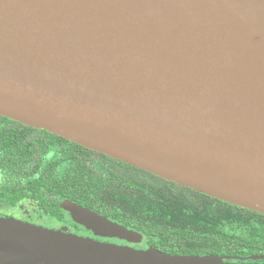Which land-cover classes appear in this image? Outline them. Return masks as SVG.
I'll return each mask as SVG.
<instances>
[{
  "label": "water",
  "instance_id": "95a60500",
  "mask_svg": "<svg viewBox=\"0 0 264 264\" xmlns=\"http://www.w3.org/2000/svg\"><path fill=\"white\" fill-rule=\"evenodd\" d=\"M0 116L264 216V0H0ZM198 262L0 217V264Z\"/></svg>",
  "mask_w": 264,
  "mask_h": 264
},
{
  "label": "flooded vegetation",
  "instance_id": "af4514ba",
  "mask_svg": "<svg viewBox=\"0 0 264 264\" xmlns=\"http://www.w3.org/2000/svg\"><path fill=\"white\" fill-rule=\"evenodd\" d=\"M6 119L10 120L5 117L0 118V125L5 128L8 125ZM28 137L26 135V138ZM36 147L39 148L37 143L31 145L24 143L23 148L30 153ZM56 148L45 149L41 155L35 156V159L43 164L55 162ZM86 156L91 157V155ZM77 162L80 165V160ZM95 165L97 172L99 169L107 172L124 171L123 166L111 165L108 161H97ZM68 166V161H60L55 165L56 173H62ZM7 184L6 176L0 171V217L2 218L23 221L137 251L154 249L170 256L196 258L199 260L196 264H264V229L250 230L248 235L243 233L245 236L241 239L236 238L232 244H222L220 228L215 230L194 224L195 219L189 216V211L194 209L192 210L186 198L140 199L110 196L109 193L92 197L88 195L92 192L87 188H75L73 190L75 195L72 197H37L30 193L27 196L17 195L11 190V196H1L4 188L8 187ZM97 217L123 227L133 235L123 237L104 230L95 223ZM150 227L152 231H148Z\"/></svg>",
  "mask_w": 264,
  "mask_h": 264
},
{
  "label": "trees",
  "instance_id": "16d2710c",
  "mask_svg": "<svg viewBox=\"0 0 264 264\" xmlns=\"http://www.w3.org/2000/svg\"><path fill=\"white\" fill-rule=\"evenodd\" d=\"M5 122L8 124L6 128L0 125V171L6 176L8 187L4 188L1 196H11V190L17 195L27 196L30 193L37 197H72L75 195V188H87L92 192L88 195L92 197L109 193L110 196L140 199L186 198L192 210L194 209L189 211V216L195 219L194 224L215 230L220 228L222 244H232L236 238H243V233L248 235L250 230L264 229V216L256 212L232 206L102 154H95L46 131L27 128L7 119ZM26 135L29 137L26 138ZM24 143H37L39 148H33L28 153L23 148ZM52 148L57 149L55 162L43 164L35 159L45 149ZM60 161H68L69 166L62 173H56L55 165ZM97 161L123 166L124 171L107 172L99 169L97 172ZM150 230L152 231L151 227L148 231Z\"/></svg>",
  "mask_w": 264,
  "mask_h": 264
}]
</instances>
